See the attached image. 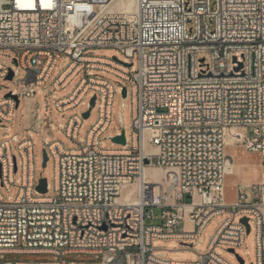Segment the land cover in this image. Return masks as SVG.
Returning <instances> with one entry per match:
<instances>
[{"label": "built area", "instance_id": "2783aa9c", "mask_svg": "<svg viewBox=\"0 0 264 264\" xmlns=\"http://www.w3.org/2000/svg\"><path fill=\"white\" fill-rule=\"evenodd\" d=\"M113 1L0 0V54L16 59L24 72L11 95L19 103L36 89L49 96L84 70L77 94L55 100L53 107L64 112L89 105L85 95L93 90L98 109L85 144L66 149L53 140L45 146L54 165L52 195L34 194L32 140L18 142L19 162L8 141L0 143L1 184L7 192L18 164L21 173L14 199L0 193V264H66V254L99 255V264H229L214 247L243 244L246 229L238 216L255 225V264H264V180L237 183L232 202L224 188L231 166L228 137L232 145L258 153L264 167V0H135L132 13ZM99 48L116 49L125 59L85 54ZM134 55L132 70L126 61L133 64ZM65 57L69 64L47 84ZM233 57L241 63L238 71ZM10 69L13 79L15 70L0 63V76ZM88 69L129 84L122 107L129 95L131 141L125 139L119 149L99 147L114 89ZM15 106L12 96L0 100V122L13 120ZM42 106L49 112L46 118L40 115ZM53 107L48 99L38 102L30 131L41 140ZM118 123L125 130L122 112ZM81 124L73 115L65 127L76 144ZM156 168L167 171L160 184L149 172ZM154 208L160 209L158 223L145 224L146 218L154 220ZM213 217L219 226L207 251L193 261L168 260L152 244L154 238L202 243L197 238ZM12 253H50L60 259H2Z\"/></svg>", "mask_w": 264, "mask_h": 264}, {"label": "rangeland", "instance_id": "374dc122", "mask_svg": "<svg viewBox=\"0 0 264 264\" xmlns=\"http://www.w3.org/2000/svg\"><path fill=\"white\" fill-rule=\"evenodd\" d=\"M86 55L97 56L107 59H113L116 57L119 61H124L125 56L122 52H118L112 48H99V49H88L85 51ZM131 60H127L126 63H130ZM70 59L68 57L61 58L52 70L47 84H51L55 78L67 67ZM133 65L130 67L135 70L136 67V55L132 60ZM0 63L7 67H12L15 70V77L11 80H6L0 76V100L5 98V94L13 90L15 82L18 78L24 75L23 70L16 66L13 58L8 55L0 54ZM87 73L101 77L110 82L113 86L114 92L111 101V118L108 127L99 137V147L102 149H119L122 146L112 142L110 139H106L109 134L116 135L120 132L121 128L118 123L119 112L123 113V121L125 124V134L127 142L131 141L132 132V118H131V101L129 95L125 99L126 106L122 107V87L129 89L127 81L113 75L112 73L98 70L88 69ZM84 70L78 72L72 80L66 85L64 89L59 91H53L52 94L46 96L42 92L35 90L34 94L28 97L21 98L19 106L14 109V117L10 122H0V143L8 141L12 153L17 157L19 162V156L17 154L16 146L19 141L29 137L33 142V154H34V175L36 179L40 176L47 178L48 191L46 195H52L53 191V172L54 165L53 159L49 156L47 164L42 167V150L45 149L46 145L53 140L59 141L61 145L66 148H75L79 145L85 144L86 133L91 126L98 119V109L94 106L91 109L90 115L87 118L82 117V113L87 110L88 105L80 103L79 105L67 109L64 112H58L54 107V101L63 97L69 96L72 91L77 87L80 79L84 77ZM96 92L93 90L88 91L85 95V102H89L90 97ZM46 99L51 102L53 107V113L51 114V123L49 125V131L42 133V140L39 136L30 131V127L36 121V108L38 102L45 103ZM40 115L43 118L49 116V112L44 110L42 106L40 108ZM73 115H78L81 118L82 124L78 129L76 143L65 134V127L67 120ZM27 134V135H26ZM31 134V136H30ZM230 147L226 146V154L230 157V168L233 169L232 175H226V192L227 198H235V186L237 183H243L244 185H254L264 180V167L261 164V158L258 153L249 152L240 145L229 144ZM160 172L157 171V176ZM262 173V174H261ZM20 165L18 164L17 171L13 173V185L9 192L6 191L5 187L1 184L0 176V193L6 200H12L18 193V187L21 184L20 181ZM263 176V177H262ZM37 194V192H34ZM160 214L159 208H154V220L150 218L145 219V224L158 223ZM240 216L237 217V220ZM219 223L217 217L211 218L204 229L202 230L200 237L197 239H203L202 243L198 242L193 244V239H157L152 240V244L157 249H163L165 252V258L168 260H180V261H193L197 258V253L207 251V246L210 243L213 234L217 230ZM229 247L223 245H216L214 251L229 264H239L234 253L229 252ZM248 251V254H246ZM235 253L243 257L246 264H255L256 261V244H255V225L251 223L250 232L245 234L243 244L235 248ZM2 259H9L12 261H54L59 260L60 257L50 253H12L2 256ZM66 264H99V255H82L77 257L75 254H66L62 256Z\"/></svg>", "mask_w": 264, "mask_h": 264}, {"label": "water", "instance_id": "95a60500", "mask_svg": "<svg viewBox=\"0 0 264 264\" xmlns=\"http://www.w3.org/2000/svg\"><path fill=\"white\" fill-rule=\"evenodd\" d=\"M113 59L117 60L116 57H113ZM14 63H16V59H13ZM201 61H203V59H201ZM233 62L237 64V66L234 67V71H238L240 68H241V63L240 62H237L236 60V57H233ZM133 64L130 62V63H127V66L128 67H131ZM13 77V70L10 69L9 70V73L8 75L5 77L6 80H11ZM126 91H127V88L126 87H122L121 89V94H122V97H126ZM9 96H12L15 101H16V108L18 107L19 105V99L17 97H15L14 95H11L10 92L6 93L5 94V97H9ZM95 102H96V94H93L91 96V98L89 99V102H88V108L87 110H85L83 113H82V117L83 118H87L89 115H90V112H91V109L95 106ZM125 130L124 129H121L120 132L116 135L113 136V138L111 139L112 142L116 143V144H119L121 146H123L125 144ZM49 159V156H48V153L46 151V149H43L42 150V167H45L46 164H47V161ZM14 170H16V165L14 166ZM35 190L37 193L39 194H46L47 191H48V184H47V178L46 177H40L37 179V185L35 187ZM186 198H189V195H186ZM239 221L241 223L244 224L245 226V229H246V233L248 234L250 232V224H249V219L248 217L246 216H242ZM229 252L231 253H234L239 264H244V259L235 253V249L233 248H228L227 249Z\"/></svg>", "mask_w": 264, "mask_h": 264}, {"label": "bare ground", "instance_id": "6f19581e", "mask_svg": "<svg viewBox=\"0 0 264 264\" xmlns=\"http://www.w3.org/2000/svg\"><path fill=\"white\" fill-rule=\"evenodd\" d=\"M113 4L116 7H118L119 9H122V10L126 11L127 13H132L135 10V0H114ZM110 64H114V62L111 61ZM118 66H120V65H118ZM69 78H67L66 80H68ZM72 94H77V87L72 92ZM230 141H232L231 136L227 138L226 146L229 144ZM157 171L160 172L158 176H157ZM149 172L155 174V177H156L155 178V183H158V184H160L162 182L163 178L165 177V175H167V171H164V170H161V169H158V168L153 169V170H149ZM232 174H233V169H232V167L230 169V167L228 166L227 175H232ZM225 183H226V180H225Z\"/></svg>", "mask_w": 264, "mask_h": 264}, {"label": "crops", "instance_id": "0c3cea01", "mask_svg": "<svg viewBox=\"0 0 264 264\" xmlns=\"http://www.w3.org/2000/svg\"><path fill=\"white\" fill-rule=\"evenodd\" d=\"M229 144H232V141H230ZM229 144L227 145V147H230ZM226 186H227V184L225 183V192H226ZM226 193H227V192H226ZM234 199H235V198H231V199H228V198H227V201H228V202H232V201H234Z\"/></svg>", "mask_w": 264, "mask_h": 264}, {"label": "snow or ice", "instance_id": "6c2138e0", "mask_svg": "<svg viewBox=\"0 0 264 264\" xmlns=\"http://www.w3.org/2000/svg\"><path fill=\"white\" fill-rule=\"evenodd\" d=\"M31 4H21L20 7H31Z\"/></svg>", "mask_w": 264, "mask_h": 264}, {"label": "trees", "instance_id": "16d2710c", "mask_svg": "<svg viewBox=\"0 0 264 264\" xmlns=\"http://www.w3.org/2000/svg\"><path fill=\"white\" fill-rule=\"evenodd\" d=\"M74 90H75V89H74ZM74 90H73V91H74ZM73 91H72V92H73ZM71 94H72V93H71ZM90 98H91V97H90ZM18 106H19V105H18ZM40 177H42V176H40ZM40 177H39V178H40Z\"/></svg>", "mask_w": 264, "mask_h": 264}]
</instances>
